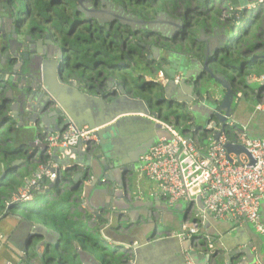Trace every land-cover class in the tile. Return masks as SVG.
Returning a JSON list of instances; mask_svg holds the SVG:
<instances>
[{"label": "crops", "instance_id": "obj_1", "mask_svg": "<svg viewBox=\"0 0 264 264\" xmlns=\"http://www.w3.org/2000/svg\"><path fill=\"white\" fill-rule=\"evenodd\" d=\"M198 2L201 10L207 6L212 9L206 12L208 21L206 26L195 27L190 39L186 38L188 37L185 33L186 29L182 27L178 35L170 37V40H174L168 51L164 53L162 50L158 57H154L153 50L150 48L151 54L148 57L154 63L161 61L165 69L163 72L170 79L176 75L183 77L187 72L186 84L198 88L193 81L192 73L196 74L197 71L202 70L200 65L202 66L206 54L209 53L207 58L212 70L214 68L217 72L223 73L218 60L228 50L229 38L235 35L236 29H239V33L243 30V36L238 33L239 38L232 43V46L236 42L240 43L235 53V58L239 61L228 66L227 72L233 71L238 81L251 84L247 85L245 97H242L244 91L239 90L237 93L232 107L233 112L229 118L236 121L238 127H244L249 136L264 138V109L256 107L264 102V81L261 79L264 78V5L249 11L245 7L255 3L256 0H199ZM215 10H223V12L228 10L227 17L231 18L228 17L225 22L213 21L212 11ZM216 31H219V34H215ZM9 32L10 30H7L4 33ZM169 33L170 31L167 32ZM223 34L227 42L223 45L224 50L219 53L218 58H214L213 48L221 44L220 36ZM36 38L42 39L43 35ZM184 43H189L191 49L184 51V47L180 46ZM190 55L199 63H191L188 57ZM43 56L45 57V54ZM43 69L46 71L44 74L52 76L51 68L44 66ZM144 76V79L152 77L147 78V73ZM67 79L83 83V78ZM106 83L107 80L104 81V85ZM251 88L254 89L253 92ZM80 91L87 93L82 89ZM28 93H30L29 90ZM194 93L195 88L190 90V93L186 90L172 91L171 98H179L185 101L186 105L189 103L194 111L187 121L180 119L177 122L173 119L174 125L185 128L183 133L194 126L195 136L200 142L206 143L207 140L201 128L205 125V109L208 108L205 101L211 98L202 93L195 99ZM216 97L217 94L213 96V98ZM39 98V94H36L32 98L29 97L26 102L39 101ZM64 98L65 108L70 111L74 119L80 123L85 122L91 109L88 101L74 93V89L72 93L64 95ZM33 103L38 105V102ZM56 106L57 103H54L53 107ZM169 117L142 114H126L118 117L113 121L117 122L116 128L105 130L102 138L98 139L96 150L90 152L93 154L90 161L60 173L58 181L63 189L58 192L54 182L49 180L48 184L43 185L38 193L31 197L32 200L19 203L13 211H9L7 203H4L0 215V264H5L7 261L16 264L21 262L25 264H104V261L120 264L122 260L118 259L120 256L125 259L123 264H184L182 258L185 250H189L196 264H227L229 259V264L234 259V263L238 264H250L256 260L259 262L256 261L255 264H264V236L256 232L251 224L215 219L210 214L202 212L200 200H179L169 205L160 194L157 183L139 174L138 166L141 156L157 139L169 137L168 131L159 122H169L171 121ZM47 123L49 128H54V123L50 120ZM36 129L39 135L46 134L45 127H40L38 123ZM36 138L38 136L32 133V139ZM29 150L31 153L34 149ZM35 150L33 155L35 160H39L40 148L37 147ZM99 155H101L100 159H98ZM105 158H109L115 164L131 165L135 169L134 181L129 188L123 190L118 188L115 180L119 179V174L117 175L110 168L104 169L102 162ZM40 166L38 162V168ZM23 168L20 165L19 172ZM111 171L114 180L110 178L103 180L104 176L108 177ZM22 179L25 185L28 177L22 176ZM71 190H75L76 197L69 198L67 203L62 202L58 195L66 198ZM25 206L33 210L41 209L44 213H52L58 217L57 221L51 218L50 221L45 219V226L54 232L47 236L50 253L42 259L35 254L34 246L28 250V256H25L23 252L20 259L14 255L22 247L24 236L27 235L28 224L25 220L28 218L24 216L23 210ZM260 214L264 223V196L260 204ZM60 227L66 228L72 234L78 233L89 237L98 248L94 249L92 245L80 248L71 238L61 236ZM192 227L196 229L192 235H196L200 241L196 239L192 245L187 246V240L190 238L187 232ZM181 233L186 235L181 237L178 235ZM45 250L44 244L41 249L44 255Z\"/></svg>", "mask_w": 264, "mask_h": 264}, {"label": "water", "instance_id": "obj_2", "mask_svg": "<svg viewBox=\"0 0 264 264\" xmlns=\"http://www.w3.org/2000/svg\"><path fill=\"white\" fill-rule=\"evenodd\" d=\"M101 2L103 7L99 9H94L89 2H85L83 5L85 15L95 18L100 23L117 19L121 24L127 25L131 31L139 30L141 32L147 31L149 33H155L160 39L163 38L164 40L170 39L173 35H178L179 30L184 27V21L181 15L174 17L171 13L162 10L157 12L153 19L145 21L138 18L136 15L125 12L120 6H115L107 0H102ZM105 4L106 6H104ZM198 9L199 8L196 7L191 11L190 15H193L194 11ZM9 16L10 18L6 20L8 23L7 29L10 30V36L8 37L10 40H7L0 49V88L4 87L6 91L1 104L7 105L10 112V121L17 122L19 126L30 129L34 136L39 135L36 129L37 123L40 127H45L44 133H52L62 131L69 121H71L77 128L86 124L90 128L97 129L95 134L98 139H101L102 133L105 130L116 128L117 122L113 121L122 115L142 114L156 117L164 115L163 113L165 111H167L169 115L170 109H177L180 111L182 116H184L182 120L187 121L194 112L193 109L189 103L186 105L185 101L179 98H171L170 95L174 90H177V92L186 90L190 93V90H194V88L195 93L193 97L195 99L201 96L202 93L209 95V99L211 98V100L205 101L209 109H205L206 115L204 117H206V119L204 124L212 119L214 124L218 125L219 123H224L231 116L233 112L232 107L239 90L244 91L242 92V97H245L247 95V93H245L248 87L247 85L251 84L238 81L233 71L224 74L222 72H217L214 68L212 70L209 66V59L207 58L209 53L206 54L202 66L200 65L202 70L199 72L197 71L196 74L194 72L192 73L194 76L193 81L198 85V88L186 84L185 79L188 73L185 72V75H183L178 84H174L170 81L164 87L158 85L161 88V95L158 96L155 101L134 95L125 85L120 84L118 80L111 76L106 77L107 83L104 86L88 85L83 80L82 84L77 83L74 80L67 79L70 77H68L64 71L65 52L59 44L53 41L48 34H43L42 39H37V35L30 34L26 31L20 16L11 14H9ZM183 17L186 19L188 14L184 12ZM168 31H170V35L167 34ZM222 31H224L223 28ZM218 32L216 31L215 34H219ZM4 37L7 38V35ZM220 38L221 44L216 46L215 49L213 48L214 58H218L219 53L224 50L223 45L227 42V38L224 34L220 36ZM231 38L232 36L229 40H231ZM150 47L153 50V56L158 57L162 51V46L156 47L153 45ZM43 54H45V57ZM188 57L191 63H199V61L193 59L191 55ZM121 63L122 62H119L118 64ZM44 66L45 68L47 67L53 70L52 76L44 74L46 73L45 69H43ZM27 82H29V84H27ZM36 89H38V91H36ZM73 89L74 93L88 101L89 107L91 108L88 112L89 117L84 120L85 122L83 123L74 119L70 111L65 108L64 95L72 93ZM80 89L87 93L81 92ZM28 90L30 93H28ZM251 90L252 92L254 91L253 88H251ZM36 94H39V101L36 100L33 102H38V105L30 101L26 102L29 100V97L32 98V96ZM215 94H217V97L213 98ZM54 103H57L56 107H53ZM152 104H154L153 107ZM169 116L171 122L174 124L175 121L178 122L181 119L180 117L176 118L172 115ZM133 117L140 118L138 116ZM48 120L54 123V128L48 127ZM201 126H203V124ZM218 136L219 133L216 134V138ZM86 144L85 141H80L73 147H54L52 149L51 157L53 159L52 161L56 163V167L51 169L56 173L57 178L60 176L61 172H66L93 158V154L89 152V148ZM28 146L29 149H34L30 154H34L36 151L35 148L37 147L40 148L41 153L46 151L45 144L36 146L34 140L31 141ZM224 148L227 152L236 154L246 153L249 156L246 148L241 144H232L227 141L224 144ZM100 157L101 155L98 156V159H100ZM249 159L250 163L253 164L254 162L252 159L250 157ZM15 163H19V161ZM102 163L105 170L110 168L117 175L119 174V179L115 180L118 184V188L123 190L124 188H129L133 183L135 169L131 165L115 164L111 162L109 158H105ZM108 178L114 180L112 171L108 177L105 175L103 179L108 180ZM53 182H55V180ZM17 216H19V214H17ZM26 218H28L25 220L28 224L26 229L27 235L24 236L22 247L20 250L16 251L14 255L19 259L22 258L21 252H23L25 256H28V250L34 246L33 249L35 254L42 259L43 256L45 257L50 253L47 236L54 231L47 228L45 226L46 223L37 215L30 214L29 217ZM196 239L200 241L196 235H191L189 240H187V246L190 244L192 245ZM44 244L46 246L45 255L41 252ZM91 247L94 249L98 248L94 243ZM118 259H122L120 264L125 263V259H123L122 256L118 257ZM182 260L184 261L183 258ZM229 261L230 259L227 264H229ZM256 261L259 262L258 260ZM256 261H254V263L250 262V264H255ZM234 262L235 259L232 260L231 264H238ZM20 264L25 263L21 262ZM104 264L116 263L104 261Z\"/></svg>", "mask_w": 264, "mask_h": 264}, {"label": "trees", "instance_id": "obj_3", "mask_svg": "<svg viewBox=\"0 0 264 264\" xmlns=\"http://www.w3.org/2000/svg\"><path fill=\"white\" fill-rule=\"evenodd\" d=\"M102 0H0V13L18 15L26 26V31L30 34L42 36L48 34L49 37L59 44L65 52L64 71L68 77L83 78L88 85H102L106 77H114L134 95L141 98L156 100L161 95L160 86L154 84L150 79L144 80L145 73L149 78H153L157 71H165L161 61L154 63L147 56L150 55V46L170 48L174 39L159 38L155 33L147 31H131L127 25L121 24L117 19L112 21L98 22L93 17H88L84 13L83 5L89 2L94 9L103 7ZM113 5L120 6L125 12L136 15L138 18L149 21L153 19L157 12L167 11L174 16L181 15L184 21L186 34L192 37L195 27L206 26L207 11L212 10L207 6L203 10L198 7L199 0H107ZM82 2V3H81ZM208 5V4H206ZM106 6V5H104ZM196 7L199 9L194 11ZM186 12L188 17L184 19ZM213 21L225 22L228 17L222 18L223 10L212 11ZM228 12V11H226ZM232 12V11H231ZM150 34V35H149ZM186 41V40H185ZM240 43H235L226 50V53L219 58V64L227 74V67L236 64V47ZM184 51L191 49L188 43L180 44ZM234 57V58H233ZM232 58V59H231ZM122 62L121 64H118ZM234 68V67H233ZM96 84H95V83ZM5 88H0V215L4 203H7L8 210L13 211L18 207L20 200H13L21 190L31 181L33 175L38 170V162L43 165L51 161V157L41 153L39 160H35L33 154L29 152V143L33 141L32 131L19 126L17 122L9 120V110L7 105L1 102L5 97ZM153 101V102H154ZM154 104H152V107ZM169 113L176 118H184L177 109H170ZM186 118V117H185ZM167 121H169L167 119ZM171 122V121H169ZM225 134L230 137L229 129ZM19 161V163H15ZM15 165L24 167L19 172ZM22 176L28 177L24 185ZM49 180L45 176L37 181L40 188L31 189L30 193L35 196L41 187L48 184ZM54 185L59 192L63 189L58 178ZM22 187V188H20ZM31 196V197H32ZM61 201L67 203L69 198L76 197L75 190L68 192L66 198L58 195ZM33 198V197H32ZM24 216L30 214L37 215L44 222L45 219L57 221V215L44 213L41 209H31L23 207ZM61 236L75 241L80 248H87L94 242L83 234H72L66 228L60 227Z\"/></svg>", "mask_w": 264, "mask_h": 264}, {"label": "built area", "instance_id": "obj_4", "mask_svg": "<svg viewBox=\"0 0 264 264\" xmlns=\"http://www.w3.org/2000/svg\"><path fill=\"white\" fill-rule=\"evenodd\" d=\"M259 5H264V0H256L245 9L252 11ZM226 13H222V18L227 17ZM242 31L238 33L242 35ZM181 78V75H176L170 79L159 70L151 80L164 87L170 81L178 84ZM261 79L264 81V78ZM256 107L264 109V102ZM159 122L168 131L169 137L157 139L141 156L139 174L157 183L160 194L169 205L179 200H200L202 212L215 219L249 223L264 236V223L260 214L264 196V138L249 136L245 128L238 127L231 118L218 125L212 119L208 121L201 128L206 143L198 140L192 126L184 134H179L173 122ZM226 129H229L231 138L226 136ZM96 130L87 125L77 128L69 121L62 131L38 135L34 143L36 146L45 144V154L49 157L54 147H73L80 141H85L91 152L97 147ZM217 133L219 136L216 138ZM227 141L243 145L249 156L246 153L227 152L224 148ZM55 167L56 163L52 161L41 165L28 185L13 200H32L30 190L40 188L37 184L39 179L43 176L50 181L57 179L51 169ZM195 232L196 229L192 227L187 236ZM178 235L182 237L186 233ZM183 258L184 264H196L189 250L183 252ZM5 264L14 263L7 261Z\"/></svg>", "mask_w": 264, "mask_h": 264}, {"label": "flooded vegetation", "instance_id": "obj_5", "mask_svg": "<svg viewBox=\"0 0 264 264\" xmlns=\"http://www.w3.org/2000/svg\"><path fill=\"white\" fill-rule=\"evenodd\" d=\"M106 5V4H105ZM7 18H10L9 16V13H0V49L3 47V44H5L7 42V40L9 41L10 39L8 38L10 36L9 33H4L6 32L8 29H7ZM27 33V32H25ZM7 35V38H5L4 36ZM150 35V34H149ZM169 48H162V50L164 51V53L166 51H168Z\"/></svg>", "mask_w": 264, "mask_h": 264}, {"label": "clouds", "instance_id": "obj_6", "mask_svg": "<svg viewBox=\"0 0 264 264\" xmlns=\"http://www.w3.org/2000/svg\"><path fill=\"white\" fill-rule=\"evenodd\" d=\"M247 25L245 26V29H246ZM238 31V30H237ZM244 34V32H243ZM243 34L241 36H243ZM239 38V35H238V32H235V35L232 36L231 40L229 41V47H231L233 44L234 41H236L237 39ZM240 41V40H239ZM237 43V42H236Z\"/></svg>", "mask_w": 264, "mask_h": 264}, {"label": "rangeland", "instance_id": "obj_7", "mask_svg": "<svg viewBox=\"0 0 264 264\" xmlns=\"http://www.w3.org/2000/svg\"><path fill=\"white\" fill-rule=\"evenodd\" d=\"M170 47H171V45H170ZM147 56H149V54L147 53ZM152 78L150 77V80H151ZM152 81V80H151ZM157 85V84H156ZM164 117L165 118H168V112L167 111H165L164 113ZM176 129H177V131L179 132V134H184L183 133V129H185V128H183V127H176Z\"/></svg>", "mask_w": 264, "mask_h": 264}]
</instances>
